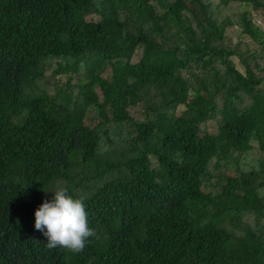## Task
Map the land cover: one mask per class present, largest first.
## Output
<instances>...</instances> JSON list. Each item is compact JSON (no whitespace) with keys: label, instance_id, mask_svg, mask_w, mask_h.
<instances>
[{"label":"trees","instance_id":"1","mask_svg":"<svg viewBox=\"0 0 264 264\" xmlns=\"http://www.w3.org/2000/svg\"><path fill=\"white\" fill-rule=\"evenodd\" d=\"M0 264H264V0H0Z\"/></svg>","mask_w":264,"mask_h":264},{"label":"clouds","instance_id":"2","mask_svg":"<svg viewBox=\"0 0 264 264\" xmlns=\"http://www.w3.org/2000/svg\"><path fill=\"white\" fill-rule=\"evenodd\" d=\"M54 193L53 202H44L35 212V229L48 238V248L60 247L78 254L97 235L89 227L84 198L68 195L65 188H58Z\"/></svg>","mask_w":264,"mask_h":264},{"label":"rangeland","instance_id":"3","mask_svg":"<svg viewBox=\"0 0 264 264\" xmlns=\"http://www.w3.org/2000/svg\"><path fill=\"white\" fill-rule=\"evenodd\" d=\"M211 1L215 3L217 0H211ZM231 41L234 42V41H235L234 38H232ZM234 61H235V60H234ZM233 63H235V62H233ZM235 66H236L237 69L240 70V66H239V65L235 64Z\"/></svg>","mask_w":264,"mask_h":264}]
</instances>
